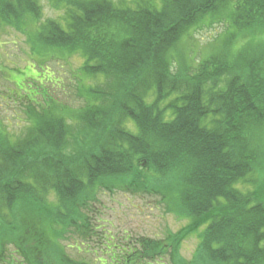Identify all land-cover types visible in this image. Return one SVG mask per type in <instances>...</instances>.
<instances>
[{
    "label": "trees",
    "instance_id": "16d2710c",
    "mask_svg": "<svg viewBox=\"0 0 264 264\" xmlns=\"http://www.w3.org/2000/svg\"><path fill=\"white\" fill-rule=\"evenodd\" d=\"M63 2L62 21L32 36L39 0H0V24L26 34L37 70L51 52L84 59L85 101L54 98L48 73L8 90L27 124L15 137L0 121V264H92L66 241L100 264H264V0ZM232 2L243 48L182 67L183 37ZM105 191L158 197L187 227L161 242L111 235L89 216Z\"/></svg>",
    "mask_w": 264,
    "mask_h": 264
},
{
    "label": "rangeland",
    "instance_id": "374dc122",
    "mask_svg": "<svg viewBox=\"0 0 264 264\" xmlns=\"http://www.w3.org/2000/svg\"><path fill=\"white\" fill-rule=\"evenodd\" d=\"M39 2L43 18L39 24H34L31 20L27 23L26 31L32 36L37 32L41 23L47 20L62 21L65 15L63 0L59 3L55 1L50 3L47 0H39ZM234 6L235 3L230 9L229 6L222 8L216 18H206L183 37V45L180 48V51L183 48L182 53H184V57L180 60L182 67L191 68V73H193L200 62L223 52L227 44L228 46L232 42L236 44L237 48H233L231 52L233 54L243 48L245 43L243 38L246 42L248 38H245L243 33L233 25L231 12ZM257 35H254L256 37L253 45L264 47V34ZM27 40L26 34L0 24V121L4 129L15 137L24 132L27 124L20 102H15L8 94V90L15 89L16 83H18L19 91L29 93L32 78H37L40 74L45 77L48 73L53 75V84L47 83V89L54 98L76 110L85 104L78 91L82 86L79 68L83 65L84 59L79 54L62 57L60 53L51 52L46 60L48 63L45 68L37 67V70L35 67L41 58L32 56L31 46ZM236 40H239L238 45ZM42 84V81H38L36 86ZM49 201L56 203L55 196L50 195ZM92 210L89 216L94 222L99 221L95 224L97 227L101 226L111 235L120 238L131 237L133 240L145 238L146 240L165 241L185 230L188 224L177 219L173 214L167 213L166 209L159 204L158 197L144 193L100 192L97 202L92 204ZM197 244L196 236L184 239L180 247L182 257L188 261L191 260ZM63 245L70 257H80L92 264H100L97 262L101 257L100 254H97V260L93 256L87 258L83 253L78 254L72 247L75 246L74 241H66Z\"/></svg>",
    "mask_w": 264,
    "mask_h": 264
},
{
    "label": "flooded vegetation",
    "instance_id": "af4514ba",
    "mask_svg": "<svg viewBox=\"0 0 264 264\" xmlns=\"http://www.w3.org/2000/svg\"><path fill=\"white\" fill-rule=\"evenodd\" d=\"M80 252H82V251H80ZM87 262V261H86Z\"/></svg>",
    "mask_w": 264,
    "mask_h": 264
}]
</instances>
